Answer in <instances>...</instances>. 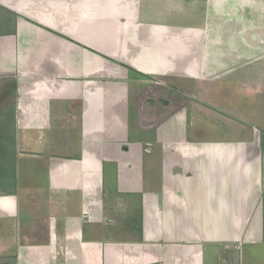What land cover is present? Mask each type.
<instances>
[{
  "label": "crops",
  "instance_id": "crops-1",
  "mask_svg": "<svg viewBox=\"0 0 264 264\" xmlns=\"http://www.w3.org/2000/svg\"><path fill=\"white\" fill-rule=\"evenodd\" d=\"M0 96V264H264V0H0Z\"/></svg>",
  "mask_w": 264,
  "mask_h": 264
},
{
  "label": "rangeland",
  "instance_id": "rangeland-1",
  "mask_svg": "<svg viewBox=\"0 0 264 264\" xmlns=\"http://www.w3.org/2000/svg\"><path fill=\"white\" fill-rule=\"evenodd\" d=\"M161 40H162V42H165L163 40V38H161ZM235 84L236 83L234 81L226 80V88H228V89H229V87L231 89H237V87H239V85L235 86ZM10 89L6 90V91L8 93L10 92V95H11L12 91ZM4 98H5V96H0V101L3 103L2 105H4V103L7 102V108L6 109L8 111L5 110L4 106L0 107V119L1 120L7 119V123H6L7 126L0 128V173L6 172V174H8V175H12L10 170H12V168H15V170H17L18 164H19V163L16 164V161H14V158H16L18 156V154H25V152L23 153L24 145H22V148L21 149L19 148V150H18L17 145L14 143L15 139L17 138L18 132L15 128L12 127L13 113L10 112V110H9L11 107V101L7 100V99H9V97H6V100H4ZM233 98H235V97L233 96ZM227 102L230 103L228 101V99H226V103ZM230 104H232V103H230ZM256 121H257V126L260 128V131L262 132L261 133V135H262V146H264V123L262 126L260 124L261 123L260 121H258V120H256ZM253 122H254V120H253ZM260 125L262 126V128L260 127ZM263 150H264V148H263ZM153 159L154 158H150L148 160L150 164H152L151 160L153 161ZM28 165L30 166L29 160H22V159L20 160V164H19L20 168H25ZM38 168H40V167H38ZM111 168L113 169V167H111V164H109L108 165V171H107L108 175L106 176L107 177L106 183L109 186L111 185V179H110L111 178V175H110L111 174V170H110ZM260 252H264V249L262 248V246L257 247L254 250V253L256 256Z\"/></svg>",
  "mask_w": 264,
  "mask_h": 264
},
{
  "label": "flooded vegetation",
  "instance_id": "flooded-vegetation-1",
  "mask_svg": "<svg viewBox=\"0 0 264 264\" xmlns=\"http://www.w3.org/2000/svg\"><path fill=\"white\" fill-rule=\"evenodd\" d=\"M164 102H166V101H164Z\"/></svg>",
  "mask_w": 264,
  "mask_h": 264
}]
</instances>
